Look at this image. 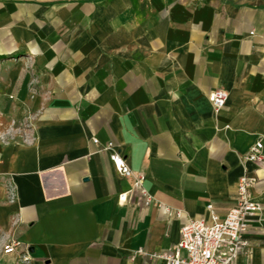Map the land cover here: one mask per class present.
I'll use <instances>...</instances> for the list:
<instances>
[{"label": "crops", "instance_id": "obj_1", "mask_svg": "<svg viewBox=\"0 0 264 264\" xmlns=\"http://www.w3.org/2000/svg\"><path fill=\"white\" fill-rule=\"evenodd\" d=\"M15 110L24 127L4 139ZM258 141L264 157V0H0V264L25 249L32 264H167L187 220L234 205ZM258 174L233 264H264Z\"/></svg>", "mask_w": 264, "mask_h": 264}, {"label": "built area", "instance_id": "obj_2", "mask_svg": "<svg viewBox=\"0 0 264 264\" xmlns=\"http://www.w3.org/2000/svg\"><path fill=\"white\" fill-rule=\"evenodd\" d=\"M209 100L215 110L221 109L227 100L223 90H215L209 95ZM96 139L93 143H97ZM108 151L109 160L114 170L123 178L131 182L132 191L136 192L145 206L153 203V198L144 188L145 176L135 173L127 165L125 159L117 150L113 142H108L104 147ZM244 162L253 163L256 168L245 171L236 184L234 205L219 217L211 205H207L209 221L204 219L187 220L179 230V240L171 252L159 254L156 257L167 264H233L241 254L247 252L248 242L245 238L248 220L261 213L262 206L251 196V189L259 180V172H264L261 167L264 161L261 141L256 142L243 156ZM125 200V194L119 196ZM14 195L11 191L9 200ZM161 207V205H158ZM166 212L170 213L168 208ZM177 217L179 212H175ZM19 247L17 241H10L2 245L4 254H11ZM19 264H32L30 253L27 249L19 253Z\"/></svg>", "mask_w": 264, "mask_h": 264}, {"label": "rangeland", "instance_id": "obj_3", "mask_svg": "<svg viewBox=\"0 0 264 264\" xmlns=\"http://www.w3.org/2000/svg\"><path fill=\"white\" fill-rule=\"evenodd\" d=\"M6 100H8V101H10L11 99H6ZM4 104H5V102H3V107H2V110H1V114H7V115H9L10 114V111H9V107H8V103H7V105L5 104V108H4ZM13 113V117H15L16 119H18V121H19V123H16L15 124V121L13 120V121H10V122H8V123H4V122H2V125H1V128L4 130V131H7L6 133H5V137H4V139H6V138H10L11 137V130H14V128L16 127V125L18 126V128H21L24 124L22 123V122H24V120H20V119H22V117H23V111L22 110H15L14 112H12ZM24 127V126H23Z\"/></svg>", "mask_w": 264, "mask_h": 264}]
</instances>
